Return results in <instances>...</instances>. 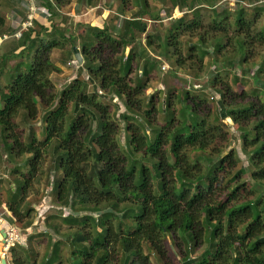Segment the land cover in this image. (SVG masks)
I'll list each match as a JSON object with an SVG mask.
<instances>
[{
	"label": "trees",
	"instance_id": "trees-1",
	"mask_svg": "<svg viewBox=\"0 0 264 264\" xmlns=\"http://www.w3.org/2000/svg\"><path fill=\"white\" fill-rule=\"evenodd\" d=\"M41 1L50 28L36 22L19 39V47L33 54L26 69L17 70L0 94V143L10 161L28 156L18 168L15 163L12 173L19 175L14 178L17 186L10 188L7 206L16 221L23 219L27 188L50 147L53 168L61 173L52 182L51 192L62 213L59 223L45 222L55 239L48 238L49 250L41 263L36 252L24 248L30 246L31 237L27 244L10 249V263L264 264V189L257 194L254 188L264 187V87L260 85L255 95H249L245 89L235 90L232 84L238 87L242 83L235 74L232 83L223 79L230 73L227 67L239 66L247 72L255 44L264 46V0H236L232 11L227 6L216 10L224 0H136L135 6L130 5L131 0H118V21L109 25L108 14L102 28L80 25L83 31L71 35L53 19L73 0ZM151 1L156 2V11H151ZM21 2L7 0L10 10H21ZM84 4L94 3L86 0ZM1 7L0 35L12 33L15 30ZM174 9L183 16L173 20L168 30H147L148 21L160 20L161 14L171 17ZM202 9H209L212 15H201ZM195 31L200 32L196 42L187 40L189 59L202 64L208 56L216 72L210 82L219 95V106L212 120L211 111L203 107L205 100H197L189 90L165 85L155 88L154 94L150 87L156 75L169 78V72L160 70L163 62L185 65L181 39ZM228 47L233 52L227 54ZM76 48L89 81L76 76L56 91L49 75L59 68L51 54L58 50L59 58L72 70L68 63ZM255 68L251 75L257 81L264 73V54ZM90 82L95 87L88 92ZM106 95L124 106L117 118L102 102ZM177 104L180 120L176 119ZM159 113L162 123L156 118ZM221 117L237 124L242 151L254 168L251 172L248 167L238 168L230 176L236 186L228 193L223 186L225 172L231 175L239 158L235 150L222 154L225 147L217 146V142L228 141ZM33 126L41 132L40 140L32 132ZM121 130L124 144L119 138ZM191 151H209L208 155L216 157L214 162L208 157L213 166L206 175L191 161ZM22 167L27 172H20ZM247 172V182L239 184ZM239 191L245 195L241 193L239 198ZM65 207L106 211L99 220L83 218L95 226L94 235L76 229L67 243L66 231L79 219L65 214ZM62 245L69 249L66 258Z\"/></svg>",
	"mask_w": 264,
	"mask_h": 264
},
{
	"label": "rangeland",
	"instance_id": "rangeland-1",
	"mask_svg": "<svg viewBox=\"0 0 264 264\" xmlns=\"http://www.w3.org/2000/svg\"><path fill=\"white\" fill-rule=\"evenodd\" d=\"M94 4L98 5L99 9L97 14L98 15L102 9V7H109V9L112 11L110 12V17L107 18L106 21H108L109 25H112L114 22L118 21L116 17L118 16V0H104V3L102 2V0H92ZM86 2V0H82L81 2H75L77 4L76 6V10L75 13H79L81 10L77 11V8L79 5L84 4ZM156 2L151 1L150 5H151V11H156ZM0 4L2 5V13L4 14V16H6L11 10L10 7L7 3V0H0ZM129 4V3H128ZM93 5V4H92ZM130 5L135 6L136 5V0H131ZM155 6V7H154ZM227 6V10L232 11L233 9H235L236 7V0H224L223 3L219 4L218 7H216V10H222L223 7ZM159 7V5L157 6ZM71 7L68 9L70 10ZM63 11L59 12V16L55 17L53 19V22H55L57 25H60V28L64 27L66 28V34L67 35H71V34H76L80 33L83 31L82 28H80V25H91L94 26V24H96V16L93 15V13H91L90 17L91 19H87V15L85 12H83L82 15H77L76 19L75 18H70V16H66L63 14ZM129 12H126V14H124V16H129L130 14H128ZM190 15V14H189ZM201 15L204 16H210L212 15V11H210L209 9L201 10ZM124 16H120V17H124ZM183 13L180 12L177 9H174L172 11V15L171 17H167V15L165 14H161L160 15V20L158 21H148L147 23V30L149 32H165L166 30L169 29L170 25L172 24L173 20L182 17ZM85 19V20H83ZM99 19V18H98ZM120 19V18H119ZM65 20H67V22H65ZM92 20V21H91ZM88 21V22H87ZM105 21V22H106ZM65 22V24H63ZM87 22V23H85ZM104 22V24H105ZM91 23V24H90ZM96 26V25H95ZM64 29V28H63ZM2 31V30H1ZM200 32L199 31H195L192 33H188L189 35H185V37H183L181 39V43H182V48H181V57L183 60V63H185L184 66H178V65H171L170 63L167 62H163L162 66H161V72H169L170 76L169 78H165V76H160V75H156V77L153 78V82L151 83V88L153 90V93L155 91V88H163L166 86H168V88L170 89H177L178 91L181 90H189L191 95L194 96L195 98H197V100L199 99H204L205 103H204V108H207L209 111H211V119L213 117L216 116V108H218L219 106V95L218 93H216V88L213 87L212 83L210 82L214 76L216 75V72L214 74L213 72V66L211 64L210 58L207 56L205 57L204 61L202 64H200L198 61L194 62L192 61L193 59H189L188 57V45H187V40L191 39L193 42H196L197 40V36ZM229 38H230V45L232 46V48H234L233 46V35L231 33H229ZM255 50L253 51V57H252V61L250 65H247V72H243L239 66H235V68H229L227 67V71H230V73L226 74V76L223 78L224 80H227L229 83H232V78L234 76V74L236 76H238L239 78H241L240 80L242 81V83H244V86L242 83L238 84V87L235 86V84L233 83L232 85L234 86L235 90L237 91H242L243 89H245V91L247 92V94H254V91L256 89L259 90L258 87L263 86L264 87V73L262 75L259 76V78L257 79V81H255L253 75H251V72H255L256 68H255V64L257 62H259L260 57L262 56V54H264V46H257L255 44L254 46ZM230 47H228L227 50V54L230 53V51L233 52V49H231L229 51ZM10 50L12 51V49H4L1 53L2 57L4 55H7L10 53ZM23 56H21V58L19 59V62H22V66H23V70L26 69L27 65L30 63L31 58H32V50L30 49H26L25 51H23ZM151 54V53H150ZM60 57V52L58 50H54L51 54V60L52 62L59 68V71L57 70L56 72H53L49 75L50 80L52 81L53 85L55 86V90L59 91L61 90L66 84L67 81H70L71 79H73V77H78V76H83V79L85 80V82L89 81L88 77L86 75H84V70L83 69H79L80 71H77L71 68L69 69V67H67V62L66 60H64V58H59ZM163 60V59H162ZM165 70H163V69ZM19 70V69H18ZM21 70V71H23ZM73 71V72H72ZM221 71V70H220ZM72 72V73H71ZM16 71L13 68H9V64L7 62V60H1L0 57V94L3 92L4 87L7 86L11 80L12 77L15 75ZM174 74V75H173ZM91 84H88L87 90L88 92L92 91V86L93 89L95 87V85L90 82ZM259 84V85H258ZM193 85L198 86L197 88H194ZM261 85V86H260ZM166 92V91H165ZM165 92L163 94H160L158 101L161 102L164 97H165ZM150 93L149 96H153L154 94ZM256 94V93H255ZM254 94V95H255ZM106 96H103L104 99L102 100V102H104L105 104H108L110 106L111 112L115 115V118H117L121 113L124 112V106L122 105V102L120 101H111L109 100V98ZM261 97V96H260ZM262 98V97H261ZM263 99V98H262ZM0 107H1V101H0ZM176 107V119L180 120V114L178 113V110L180 108V105L177 104L175 105ZM118 108V109H116ZM157 120L159 122L162 123L163 121V116L159 113L156 116ZM40 119V117H39ZM222 122L225 125V130L228 133V141L227 143H221V142H217V146L219 148L225 147L224 151L221 152L222 154H225L226 150L229 151L231 149L235 150L237 153V156L239 158V163L237 165V167L232 171L231 175H228L225 172V178L223 180V186H225V188H227V192L228 193L232 186H236L234 185V183L232 181H230V176H233L236 171L238 170V168L242 167H248L249 168V172H251L254 168L250 165V161L247 157V155L242 151V146H241V142H240V131L237 128V124H235L234 122H232L230 119L228 118H222ZM19 119H17L16 121L19 123ZM40 121V120H39ZM119 124L122 127V123L119 120ZM213 122V121H212ZM40 123V122H39ZM38 123V125H39ZM155 123V122H154ZM33 124V123H32ZM176 124H178V121L176 122ZM20 125V123H19ZM122 129V128H121ZM32 132L35 133V136L40 140L41 139V132L39 131V129L37 128V126H33L32 127ZM22 139L23 141L28 140V135L26 133V129L23 128L21 131ZM1 137V135H0ZM119 138H120V142L122 144H124V133L121 130L120 134H119ZM54 142V141H53ZM3 143H0V189L3 190L5 189V196L3 195V200L8 204L9 200H10V196H11V192H10V188L17 186L16 182L14 181V178L16 176L19 175L18 174H12L13 170H14V165L16 163V168H18V165L24 161V159H26L28 156L22 157L15 160V162L10 161L11 158L9 157V155H7L5 153V151H3L4 147L2 146ZM224 152V153H223ZM210 154L209 151H191L189 153L191 161L197 162V164L200 165V173L206 175L208 173L209 170L212 169L211 162L208 161V157L212 158V162L216 161V157L215 156H210L208 155ZM224 156V155H221ZM53 154H52V149L51 147L48 148L47 152H45L43 154V158H42V162L40 164V166L37 168V171L34 175V177L32 178V180L29 183V186L27 188L26 191V202L24 201L23 205H22V216L23 219L21 222H17L16 224L20 230V234L22 235V239L24 240V238H28L31 237L32 239H30V246L29 247H24L25 249H28L30 251L33 250V252L37 253L36 259L39 263H41V261L44 259V256L46 254V252H48L49 250V245H48V238L51 237L52 240L55 239V235L52 233V231L45 225V222L47 221H51V224H55V223H59V220L61 218V216H59V214L62 213V209L58 208V204L56 202L55 196L53 195V193L51 192V184L52 182H54L57 178H59L61 176L60 172H57V170H54L53 168ZM199 168V166H197V169ZM22 169V170H21ZM20 170V172L25 173L27 172V168L22 167ZM249 172H247L248 174H245L242 176V181L239 184H242L244 181L247 182V178L249 176ZM224 174V170L219 172V176H223ZM8 178V182L5 181L4 178ZM249 182V179H248ZM2 186V188H1ZM257 194L262 193L264 187L263 186H255L254 187ZM241 193H243V195H245V192L239 191V198L241 197ZM224 198V197H223ZM248 198H253L252 194H249ZM1 200V198H0ZM36 205V206H33ZM8 208V206H7ZM31 208L32 210L29 211V215H26V211ZM9 210V209H8ZM65 214H73L75 216L76 219H79V222L74 224V226L69 227V229H71L69 232L66 231V236L65 237V241L68 243L70 242V234H72L74 232V230L76 229H81L83 228L86 232H90L91 235L95 234V226L93 225V223L91 221H87V223H85L83 220V218L85 216H89L92 218H97V220H99V217L102 213H104L106 210L104 209L101 212H95L93 213L92 211H88L85 209H80V208H70V207H65ZM39 211V212H38ZM3 212V211H0ZM4 217L7 216L4 212ZM40 214V215H38ZM12 215V214H11ZM43 215V216H42ZM94 216V217H93ZM8 217H10L8 215ZM45 217L47 218V220L45 221ZM7 219V218H6ZM15 219V218H14ZM16 220V219H15ZM112 222L115 223V220L112 219ZM83 223H85L86 225H82ZM85 226V227H82ZM66 228V227H65ZM68 229V228H67ZM66 229V230H67ZM48 233L51 235L49 236ZM68 233V234H67ZM27 241V240H26ZM24 242V244L28 243V242ZM205 246H203L202 248H200L197 253L195 255H199ZM62 254L63 257L66 258L69 255V249L67 246L62 245ZM10 255V254H9ZM153 258V257H152ZM154 261V260H153ZM66 263V262H65Z\"/></svg>",
	"mask_w": 264,
	"mask_h": 264
},
{
	"label": "crops",
	"instance_id": "crops-1",
	"mask_svg": "<svg viewBox=\"0 0 264 264\" xmlns=\"http://www.w3.org/2000/svg\"><path fill=\"white\" fill-rule=\"evenodd\" d=\"M77 1L73 0L72 3H70L69 5L63 7L64 9V15L66 16H70V18H75L77 17V15H82L83 12L86 13L87 15V19H91L90 15L91 13H93L94 16H96L97 18L95 19L96 20V26L102 28L103 25H104V22H105V19L107 18L108 14H110V12H112L109 7H102L100 13L98 15L97 12L99 9L98 5L96 4H91V5H87V4H81L78 6L77 8V11L78 10H81L79 13H75V10H76V6L77 4L75 3ZM102 2L104 3V0H102ZM41 3V2H39ZM38 4V3H37ZM39 7H41L39 4H38ZM71 7L70 10H68L69 8ZM43 9V7H41ZM19 10H12L5 16L6 19L9 20V22L13 19H15L16 17H19L20 15L23 16V10L20 8H18ZM44 10V9H43ZM18 11H20L21 13H18ZM1 12H2V7H1ZM16 15H19V16H16ZM99 18V19H98ZM92 21V20H91ZM38 22V21H35V23ZM88 22V21H87ZM85 22V23H87ZM12 22H10L11 24ZM44 23V20L42 17H39V22L38 24H41ZM10 24H8L10 26ZM91 24V23H90ZM85 25V24H84ZM93 25V24H91ZM3 34H9L8 32H4L2 33ZM0 35V36H2ZM12 49V51L10 50V53L7 54V55H4L2 57L1 53L4 49ZM26 49H24V47H19V39L16 40V39H8V40H5V41H1L0 40V57H1V60H7L8 64H9V68H13L15 71H17L19 69V71L23 70V64L22 62H19V59L21 58V56H23V51H25ZM77 52V53H76ZM73 57H75L76 61L79 63L81 61H83L79 55V49L76 48V51L75 53L73 54ZM76 62V63H77ZM78 71H80L79 69H83L82 67H79L77 68ZM77 69H74L77 71ZM4 178V177H2ZM6 182H8V178H4ZM2 188V186H1ZM6 192H5V189L1 190L0 189V211H3L7 216L9 215L7 212H9L11 214V212L8 210L7 208V203L3 200V195L5 196ZM33 206H36L33 204ZM7 211V212H6ZM7 218V217H6ZM10 220V219H9ZM3 233H4V228L2 225H0V264H1V259L4 258L6 260V264H11L10 261H11V257L8 254H6L3 250H2V240H3ZM26 241V238H24V240L22 239V244H24V242Z\"/></svg>",
	"mask_w": 264,
	"mask_h": 264
},
{
	"label": "built area",
	"instance_id": "built-area-1",
	"mask_svg": "<svg viewBox=\"0 0 264 264\" xmlns=\"http://www.w3.org/2000/svg\"><path fill=\"white\" fill-rule=\"evenodd\" d=\"M39 2L42 1L22 0L21 9L23 10V16L16 15L19 17H16L15 19L10 21L12 22L10 24V27L15 31L9 34H3L2 36H0V40L5 41L11 38L16 40L20 39L23 33L29 31L34 27L35 21L39 22V17H42L44 20V23H42V25L46 28H50L49 14L41 8L42 6L39 4ZM37 3L41 7H39ZM75 59L76 58L73 57L72 61H70L68 65L73 67V69L82 67L83 61L78 63ZM7 213L10 217L6 219V216L4 217L3 212H0V225L3 226L5 233V236L3 237L2 250L6 254H8L10 249L13 248L16 244L22 243V235L20 234V230L16 224V220L9 212Z\"/></svg>",
	"mask_w": 264,
	"mask_h": 264
},
{
	"label": "water",
	"instance_id": "water-1",
	"mask_svg": "<svg viewBox=\"0 0 264 264\" xmlns=\"http://www.w3.org/2000/svg\"><path fill=\"white\" fill-rule=\"evenodd\" d=\"M5 236V233H3V237ZM2 244H3V240H2ZM1 264H6V260L4 258L1 259Z\"/></svg>",
	"mask_w": 264,
	"mask_h": 264
}]
</instances>
